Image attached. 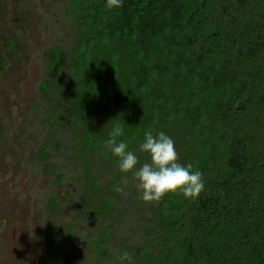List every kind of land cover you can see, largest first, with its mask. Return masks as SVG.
<instances>
[{
    "label": "trees",
    "instance_id": "obj_1",
    "mask_svg": "<svg viewBox=\"0 0 264 264\" xmlns=\"http://www.w3.org/2000/svg\"><path fill=\"white\" fill-rule=\"evenodd\" d=\"M32 3L0 0L16 22L0 71L30 61L23 31L39 28L37 97L3 123L50 179L41 264H264V0H43L36 23ZM116 123L140 164L144 131H164L205 191L141 200L101 151Z\"/></svg>",
    "mask_w": 264,
    "mask_h": 264
},
{
    "label": "rangeland",
    "instance_id": "obj_2",
    "mask_svg": "<svg viewBox=\"0 0 264 264\" xmlns=\"http://www.w3.org/2000/svg\"><path fill=\"white\" fill-rule=\"evenodd\" d=\"M42 4L43 0H34L24 7L33 14L31 22L36 23ZM12 9L9 5L5 10L9 16H0V34L16 23H12ZM23 32L30 48L27 54L30 61L23 58L17 63L15 60L0 71V264H41L45 233L40 219L46 202L44 195L50 192L51 186L45 173L27 167L26 158L19 161L14 157L13 151L23 153L14 139L21 135L8 129L11 124L3 123L4 117L11 113L16 122L37 97L41 83L43 33L34 26L26 27ZM18 163L22 166L18 167Z\"/></svg>",
    "mask_w": 264,
    "mask_h": 264
},
{
    "label": "clouds",
    "instance_id": "obj_3",
    "mask_svg": "<svg viewBox=\"0 0 264 264\" xmlns=\"http://www.w3.org/2000/svg\"><path fill=\"white\" fill-rule=\"evenodd\" d=\"M123 0H105L109 10L119 9ZM124 128L120 123L111 127L102 143V153H111L116 158L119 173H131L138 197L146 203L159 202L168 193L179 192L185 199L195 200L205 191L202 172L192 164L178 162L173 139L164 131L155 135L150 129L143 133L137 150L147 153L149 162L140 164L134 151L129 149L124 139ZM139 164V166H137ZM129 180L122 175L119 184L113 186L115 192L126 194Z\"/></svg>",
    "mask_w": 264,
    "mask_h": 264
}]
</instances>
